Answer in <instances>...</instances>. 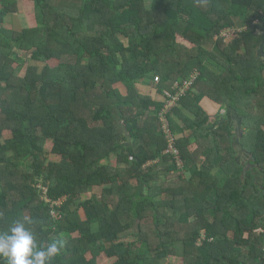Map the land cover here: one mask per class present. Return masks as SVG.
<instances>
[{"label": "trees", "instance_id": "trees-1", "mask_svg": "<svg viewBox=\"0 0 264 264\" xmlns=\"http://www.w3.org/2000/svg\"><path fill=\"white\" fill-rule=\"evenodd\" d=\"M17 1L0 0L3 26ZM31 1L37 25L0 30V234L62 241L51 264H264V0ZM194 71L167 113L178 167L158 113Z\"/></svg>", "mask_w": 264, "mask_h": 264}, {"label": "rangeland", "instance_id": "rangeland-1", "mask_svg": "<svg viewBox=\"0 0 264 264\" xmlns=\"http://www.w3.org/2000/svg\"><path fill=\"white\" fill-rule=\"evenodd\" d=\"M16 8H17L16 12L14 11L9 17H6L3 19V22L4 21L6 22L5 26H3L0 22V30L8 36L12 35V32L14 30L18 31V30L22 29L23 27H33V26L37 25L38 20L40 19L38 7L36 5H34V2L31 0H18L16 3ZM256 20L257 19H254V21H256ZM178 40L183 41V42L186 41L181 36H178ZM185 43L188 44V42H185ZM211 46H212V48L216 49L214 43ZM16 51H17L16 55L19 58L18 60L20 61V59H22V58L24 59V60L18 62L19 66L17 68V73L20 75H23L25 72L26 65L29 63H32V61L28 60V58L26 57L27 52L20 51L18 49ZM48 62L51 66H54L57 63V61L54 59H52ZM146 83L149 85V82H146ZM224 115L226 117H228L233 129L236 132V139H237V137L241 133V128H240L238 118H236L235 115H233V113H231V112L224 113L223 116ZM10 135L11 134H10L9 130H4V132H3L4 138L10 137ZM243 156L246 157L245 155H243ZM9 158L10 159H16L17 157L14 154L10 153ZM24 163H26V164L28 163L27 158L24 159ZM89 191H91V192L88 193ZM89 191L84 193L82 195V197L83 198L91 197L92 194H95L96 192L98 193L99 189L93 188V189H90ZM97 263L98 264H110V260L107 259L106 257H104L103 255H100L98 257ZM177 263H179V258L177 256H167L166 258L162 259V261H161V264H177Z\"/></svg>", "mask_w": 264, "mask_h": 264}, {"label": "clouds", "instance_id": "clouds-1", "mask_svg": "<svg viewBox=\"0 0 264 264\" xmlns=\"http://www.w3.org/2000/svg\"><path fill=\"white\" fill-rule=\"evenodd\" d=\"M62 246V241L53 240L46 247L38 248L33 233L20 221L0 234V258L6 264H51Z\"/></svg>", "mask_w": 264, "mask_h": 264}, {"label": "built area", "instance_id": "built-area-1", "mask_svg": "<svg viewBox=\"0 0 264 264\" xmlns=\"http://www.w3.org/2000/svg\"><path fill=\"white\" fill-rule=\"evenodd\" d=\"M257 22L254 21V23ZM244 27H225L220 30V32L215 37H221L225 42H228L232 40L233 38L238 36V33L243 29ZM198 72L194 71L192 75L182 80V82H175L174 83V89L175 92H170L167 90H164V95L166 96L165 103L163 104L161 110L159 111V119L161 122V130L164 135V138L167 141V146L164 149V153H168L175 161L176 165L178 167H182V159L179 154V149L177 148L175 144V135L172 133L171 128L169 126L167 113L168 111L175 105L178 98L183 95L193 84ZM159 79L155 77V81H158ZM45 191V188H44Z\"/></svg>", "mask_w": 264, "mask_h": 264}, {"label": "crops", "instance_id": "crops-1", "mask_svg": "<svg viewBox=\"0 0 264 264\" xmlns=\"http://www.w3.org/2000/svg\"><path fill=\"white\" fill-rule=\"evenodd\" d=\"M116 86H118L120 88V90L124 93L125 92V87L121 84V83H117ZM137 87L139 89V91L143 94H150L151 93V87L150 85H148L145 81H141L137 83ZM159 97V96H158ZM200 105L202 106V108L211 116H223L224 113H229L231 111H228L225 108H222L220 106V104H218L217 102L213 101L212 99H210L207 96H204L201 100H200ZM232 113V112H231ZM225 116V115H224ZM123 132V131H122ZM238 152L240 155H244L245 152L242 151V149H238ZM246 158V157H245ZM158 160V159H157ZM154 161L149 162V164L154 163ZM244 163V171L245 169H248L250 167L255 166L254 163H249L247 161H242ZM160 163V162H158ZM159 170L161 173H163V171L166 168V164L165 163H160L158 165ZM133 183H135V181H133ZM91 191H89L88 193H90ZM96 192V191H95ZM94 192V193H95Z\"/></svg>", "mask_w": 264, "mask_h": 264}]
</instances>
